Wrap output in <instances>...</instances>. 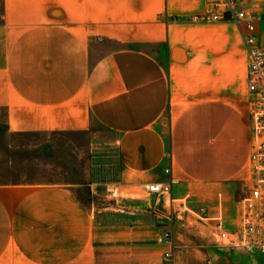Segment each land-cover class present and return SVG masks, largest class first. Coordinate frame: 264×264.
<instances>
[{
    "label": "crops",
    "instance_id": "0c3cea01",
    "mask_svg": "<svg viewBox=\"0 0 264 264\" xmlns=\"http://www.w3.org/2000/svg\"><path fill=\"white\" fill-rule=\"evenodd\" d=\"M244 1L264 23V0ZM207 11L205 0H0L7 130L96 139L84 180L0 183V264H170L156 207L102 194L99 156L106 187L171 181L193 215L235 228L251 178L246 51L232 22L194 19Z\"/></svg>",
    "mask_w": 264,
    "mask_h": 264
},
{
    "label": "rangeland",
    "instance_id": "374dc122",
    "mask_svg": "<svg viewBox=\"0 0 264 264\" xmlns=\"http://www.w3.org/2000/svg\"><path fill=\"white\" fill-rule=\"evenodd\" d=\"M241 2L242 5L247 3L244 0ZM249 9L255 13L257 6L251 5ZM258 26L262 28L259 37L264 44V23L259 22ZM95 142V138L81 132H9L4 111L0 109V183L84 180L90 175V146ZM103 163V157L99 156L95 168L104 185L102 194L107 195L111 194L106 191V185L111 179ZM142 187L143 185H139L129 190H118L114 197H134L142 201L147 209L156 207L164 221L163 225L168 226L165 218V211L168 209L166 198L150 195ZM248 188L249 185L243 190L247 192ZM173 230L178 247L175 264H264V256L257 251H246L238 246L216 241V224L209 219L186 213L174 221Z\"/></svg>",
    "mask_w": 264,
    "mask_h": 264
},
{
    "label": "built area",
    "instance_id": "2783aa9c",
    "mask_svg": "<svg viewBox=\"0 0 264 264\" xmlns=\"http://www.w3.org/2000/svg\"><path fill=\"white\" fill-rule=\"evenodd\" d=\"M208 11L195 20L230 21L239 31L246 51V86L248 101L251 104L252 149L249 155L251 178L248 191L239 198L240 215L234 229L228 230L216 223L215 237L218 242L238 246L246 251H257L264 256V44L259 40V17L244 6L241 0H205ZM168 173V169H164ZM116 194L115 187H106ZM143 191L150 195L162 196L167 200L168 209L165 226L157 235L158 243L167 248L163 253L164 261L175 264L177 244L173 224L183 214H193L184 199L171 196V181L148 182ZM160 215V212L157 211ZM161 216V215H160Z\"/></svg>",
    "mask_w": 264,
    "mask_h": 264
}]
</instances>
